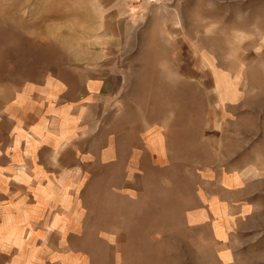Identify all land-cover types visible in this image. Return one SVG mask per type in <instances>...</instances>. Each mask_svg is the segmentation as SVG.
Masks as SVG:
<instances>
[{
    "label": "rangeland",
    "instance_id": "rangeland-1",
    "mask_svg": "<svg viewBox=\"0 0 264 264\" xmlns=\"http://www.w3.org/2000/svg\"><path fill=\"white\" fill-rule=\"evenodd\" d=\"M0 264H264V0H0Z\"/></svg>",
    "mask_w": 264,
    "mask_h": 264
},
{
    "label": "crops",
    "instance_id": "crops-1",
    "mask_svg": "<svg viewBox=\"0 0 264 264\" xmlns=\"http://www.w3.org/2000/svg\"><path fill=\"white\" fill-rule=\"evenodd\" d=\"M100 87H101V84H100V83L97 84V83L95 82V83H94V89H93V90H96V89L100 90ZM42 144L50 145L51 143L49 142V140H46V141L42 142Z\"/></svg>",
    "mask_w": 264,
    "mask_h": 264
}]
</instances>
